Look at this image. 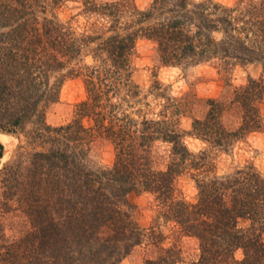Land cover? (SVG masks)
Here are the masks:
<instances>
[{
    "label": "trees",
    "instance_id": "obj_1",
    "mask_svg": "<svg viewBox=\"0 0 264 264\" xmlns=\"http://www.w3.org/2000/svg\"><path fill=\"white\" fill-rule=\"evenodd\" d=\"M69 1L76 0H0V132L24 134L31 146H21L0 173V217L20 211L30 222L11 239L0 220V264H121L145 243L157 252L146 264H183V250L168 245L161 219L199 241L200 264H264L262 173L250 164L215 174L210 153L191 152L180 128L188 97L167 98L149 117L150 103L134 80L141 39L155 43L165 66L218 61L231 71L260 64L259 78L209 99L206 115L194 120L190 135L229 152L263 128L264 0L234 7L153 0L144 10L130 0H84L83 14L106 23L82 34L56 12ZM69 77L84 79L87 97L69 124L55 127L47 112ZM231 114L240 116L237 127L227 122ZM100 140L113 146L116 159L93 169L90 152ZM159 142L171 146L166 169L156 167ZM4 153L0 141V165ZM187 172L198 187L193 203L177 186ZM142 192L162 209L149 229L135 219L129 200Z\"/></svg>",
    "mask_w": 264,
    "mask_h": 264
},
{
    "label": "rangeland",
    "instance_id": "obj_2",
    "mask_svg": "<svg viewBox=\"0 0 264 264\" xmlns=\"http://www.w3.org/2000/svg\"><path fill=\"white\" fill-rule=\"evenodd\" d=\"M101 3L117 2L122 0H97ZM140 9L149 7L153 0H130ZM223 6L234 7L241 0H213ZM84 0L69 1L57 9L61 21L69 23L79 33H92L101 29L105 21L97 17H89L83 14ZM91 61V58L88 59ZM262 74L260 64L248 66H236L231 71H226L218 61L201 64L194 67H173L163 65L157 55L154 42L141 39L138 41L135 57L134 80L141 87L143 101L150 103L145 112L149 117L156 115L163 110L167 98L175 100L186 98L190 104L186 107L179 119L180 128L186 134L185 142L191 152L199 154L201 151L210 153V162L214 166V173L218 175L231 174L238 168L254 165L264 176V108L263 128L248 134L245 138L236 142L229 152L214 149L209 144L190 135L193 123L196 118H203L208 111V100L218 99L231 92L235 87L247 83L250 77L259 78ZM87 97L85 81L82 77H69L65 80L58 102L53 104L47 112L48 124L58 127L69 124L75 117L77 105ZM145 109V108H144ZM240 116L231 114L227 122L232 127L240 123ZM0 141L5 145V153L0 165L2 169L12 163L19 152L20 147L27 146L28 142L24 134H9L0 132ZM40 148V146H39ZM42 149V148H40ZM171 146L159 142L155 149L156 167L166 169L171 161ZM116 159L113 146L106 141H97L90 152V166L93 169L112 166ZM193 172H187L177 180L179 195L188 202H196L198 199V187L193 177ZM213 174V173H212ZM0 188V201H1ZM129 200L136 206L134 210L135 219L143 228L149 229L157 226V219L162 211L156 197L148 192L132 193ZM2 225L8 236L13 239L29 230L30 222L20 211L0 217ZM164 225L163 231L170 236L168 245L179 243L183 250V264H200L201 252L199 241L191 236L180 233L174 223L165 224L164 219L160 220ZM157 256L156 249L146 243L138 246L123 260L121 264H146L148 259ZM237 259L242 258V252L238 251Z\"/></svg>",
    "mask_w": 264,
    "mask_h": 264
}]
</instances>
